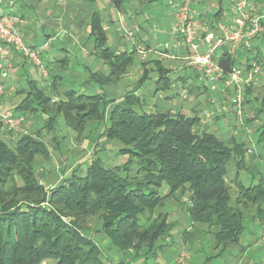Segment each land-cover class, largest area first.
<instances>
[{
	"label": "trees",
	"instance_id": "16d2710c",
	"mask_svg": "<svg viewBox=\"0 0 264 264\" xmlns=\"http://www.w3.org/2000/svg\"><path fill=\"white\" fill-rule=\"evenodd\" d=\"M222 12L223 8L216 13L217 19ZM90 27L95 54L111 71L108 76L94 74L93 78L101 85L119 81L133 65L135 50L116 53L107 47L108 36L99 14L92 15ZM238 61L225 53L221 63L229 70ZM161 64L157 62L160 76L155 92L171 88L174 82L170 70ZM148 76L145 69L139 85ZM36 83L30 81L17 112L47 115L44 127L49 131L55 130L62 115L79 137L90 121L104 120L105 107L114 103L104 135L118 143V152L128 158L113 167L100 157L94 158L84 174L74 170L49 188L35 168L37 158L51 157L40 133L22 134L12 144L0 138V264H41L46 260L56 264H107L101 247L87 233L92 217L101 220L98 230L110 239L122 262L130 258L136 264L141 256L148 259L157 255V249H163L160 241L170 235L175 222H169L167 212H155L180 191L190 192V219L214 227V248L219 249L216 256L239 244L251 207L264 220V177H259V169L251 173L249 185L239 177L233 180L238 191L235 197L227 180L230 160L237 159V169L245 168V143L235 137L226 143L216 133L198 130V114L139 112L136 107L141 106L142 99L135 90L119 101L73 89L54 99ZM252 87L246 89V96L252 93ZM261 102L264 106V96ZM263 112L264 108H257L256 116L260 118ZM257 129L258 141L263 143L264 120ZM164 185L169 192L162 195ZM147 214V221H143Z\"/></svg>",
	"mask_w": 264,
	"mask_h": 264
},
{
	"label": "rangeland",
	"instance_id": "374dc122",
	"mask_svg": "<svg viewBox=\"0 0 264 264\" xmlns=\"http://www.w3.org/2000/svg\"><path fill=\"white\" fill-rule=\"evenodd\" d=\"M177 1L178 0H160L157 10H154L155 13L154 11L152 12V18L156 25H153V28L151 27V29H153V34H163L165 32H167L168 34V36L160 35V44H158V47L164 48L165 43L168 44V47H173V44H175V40L177 42V38H174L176 37L174 35L175 31L172 29V23L174 21V13L176 8L174 6V3H176ZM207 1H209L211 4H214L212 9L214 11H217L219 0ZM228 4V0H223L222 5L225 8L226 13L228 11L226 8L228 7ZM261 8H264V6ZM25 11L27 13V9ZM32 19H34V16H32ZM205 19L207 21L209 20L207 18ZM126 26L124 27L125 31H123L126 34L125 36L130 39L129 47H139L140 45L138 44V41L135 36L136 32L134 31V29L131 28V26ZM22 33L24 32L22 31ZM128 33L132 34L129 35ZM45 35L46 31L40 34V36L38 37L39 42L46 40ZM28 41L27 43H29ZM89 44L90 45L88 46H90V48L92 47V45L94 48V43L92 41H90ZM109 46L113 47L112 44ZM57 49L58 48H55L53 50L54 53H57ZM139 49L141 50L140 52L142 53V58L144 60H149V57L151 58L153 56H157V53L151 54V52H144L147 50V48H144V46L139 47ZM257 52L260 56L259 59L264 61V31L260 36L253 40L252 51L246 53L239 52V55L243 58H246L248 56L251 57V55L257 54ZM52 53L53 52L51 51L50 55ZM171 53L172 52H169V54ZM138 54L139 53L135 54L134 65H132L128 69L129 71L126 77V81H122V83H120L122 85V92L120 93L121 95L117 97L118 99L123 97L127 92L133 91V89L138 83L139 78L142 76L144 70H142L143 65L141 66V64L143 62L141 61L140 56ZM61 55L65 57L68 54L66 52H62ZM161 58H164L165 61H163L162 64H164L165 67L169 70L174 71L175 69L170 68V64H172L173 66H177L178 69L175 70L177 71V73L185 69L187 70L185 71L186 73H181H188L187 75H183L187 77L186 80H175L174 82L181 83L183 84V86L185 85V87L183 88V91H185L187 96V98H185L186 100L184 101V106L186 107L185 112L188 115H199L200 121L197 124L198 130L205 129L209 130L210 132L216 133L223 140H225L226 143H229L233 139V137H235L236 141L245 143V146L247 148L245 155V168L237 169V159L230 160L227 165L229 171L227 174V180L229 181L228 184H231L232 186V195L233 197H235L238 191L233 183L234 179H237V177H239L243 180L244 184L249 185L252 183L251 173L255 172V169L257 168L260 171L259 177H264V142L262 143L258 141L259 130L257 129L264 120V112L260 115V118L256 116V108H264L261 102V99L264 96V84H261L262 80H259L258 85L256 84L254 85V87H252V93L249 94V96H246V101L244 102L243 109L241 110V112H239L238 108L236 107V114H233V112V116H226L224 113H222V111H219L217 108H215V106L218 105L227 106L229 105L228 103H226L227 100H229V102L231 100V98L229 99L228 95H226L223 82L220 81L213 83L211 82V80L209 81L208 79L200 75L198 72H194L196 70L190 64H187L188 61L186 59H181L182 61L175 60L172 63L171 60L173 58L171 57ZM91 59L93 60V58ZM95 60L98 62L101 61L98 58H96ZM140 61L142 63H140ZM88 62L90 63L91 61L88 60ZM92 63L93 62H91V64ZM153 67V70H151V68L148 69V74L150 76L152 75V77L157 78L158 70L155 63ZM26 69L27 71H29L30 76L39 79L43 86H48L50 84V80H52L51 75V79L44 78L38 73L37 68L32 63L27 62ZM105 69L107 70L106 67ZM263 73L264 62L262 65V75L260 76V79L263 78L264 80ZM170 76H173V72H170ZM82 81L83 78L81 77L76 81V84H71L68 78H65L61 82L60 90L73 87L74 89L87 93L88 95L93 93H104V88L101 89L99 86H96L94 84L87 86L85 88L86 90H81V88L83 87L81 84ZM119 81H117L116 83H118ZM155 81V79L153 80V78H150L146 82V84L137 92V94L140 95L142 99L141 106L136 107L139 112L157 111L153 104L159 106L163 105L164 109L172 108L173 105L177 104V102L172 104V102L170 103L168 100L166 101L161 99L166 95L172 94L173 88L158 91V93L154 92L156 88ZM210 85L211 87L207 94V90H205L204 88H208ZM20 86L21 88L25 87L26 83L17 84V88H20ZM47 90V92L50 93V88H47ZM12 93L14 96H17V93ZM6 98L7 104L13 109H15L11 104L13 102L11 95L7 94ZM226 98L228 99L226 100ZM248 98L251 99L250 101L252 103L247 102ZM54 99H58L57 95L54 96ZM179 100L180 98L178 99V101ZM223 100H226L225 103L222 102ZM107 107H105L106 111L107 109H109ZM15 112H17V110H15ZM200 112H202L201 114L203 116L200 114ZM19 113L21 112L19 111ZM236 115L238 117H236ZM24 118L25 124L23 125L25 126V128H27L28 134H37V132H39V138L43 139L48 144L51 154H53L54 162H57L59 164L58 168L55 169L59 175L62 174V176H64L65 174L71 172V170L75 169L77 165L76 163H73V161H76L75 159H79L82 164L83 161L81 160H83L85 157H92V155H94L97 151L98 145H96L95 140L92 138V136L97 137L96 134L99 133L97 128H92V130H90L91 127L89 128V130L87 128L86 132H84L81 136L78 137L75 132L65 126L64 118L62 115L58 116L57 125L55 128L56 130L52 132L42 127L46 118L44 119L43 114H41L40 112H38L37 114H31L29 112V114L24 115ZM102 124L103 126H107V118L105 121L102 122ZM90 125L91 123H89V126ZM95 127H99V123L96 124ZM62 133H64L63 138ZM57 134L60 135V139L62 140L63 151L62 149L59 151L61 145L60 147L59 145L57 146V150L54 149L55 141L53 136ZM21 135L22 134L19 133H6L1 129L0 126V138L5 139L10 144L15 142L16 139H18ZM100 137L105 138L106 141L102 143V146L104 148L103 150L98 152L97 156L101 157V159L104 160L106 165L113 167L116 165H120L127 160L128 157L126 155H122L118 152L120 147L118 143L116 144L114 142H111L107 140L106 137H102V135ZM91 159L92 158H89L88 161H91ZM89 163L90 162H87L84 165V171H80V174H84L86 172V168L88 167ZM35 168L37 174L40 177L39 179H41L42 182L48 185V180H46V178L48 176L51 177V174H53L52 170L54 171V168L52 166V160L50 163V161H47V159L37 158L35 161ZM62 170H65L66 172L63 173ZM160 191L162 195H165L169 192V188L164 185L162 186V189ZM181 192L183 191L178 192L174 199L169 198V201L166 203V205L164 207H159L155 212H161L163 214H166L167 212L169 222H175V227L171 231L170 235L164 237L160 241V243L162 244L161 246H163V249H157V255L149 256L148 259H146L145 256H141L140 258L135 260L136 264H174L177 255L182 251L186 252L187 254V258L183 264H262L264 254V220H261L259 219V217L256 216L255 207H251L250 210H248L247 212V228L244 231L239 244L231 247L230 251H225L219 256H216L219 252V249L217 250L214 248V236L212 234L214 227L209 226V224L196 223L190 219L189 214L187 212V208L190 203V192H186L183 194ZM148 216V214L145 215L143 217V221H147ZM100 226L101 220H99L98 217L90 218L87 223V233L101 247L103 252L102 258L104 259V261L107 262V264H132L129 260L130 258H125L126 261L122 262V255L120 256L117 253V249L113 246V244H111L112 242L110 241V239L105 235V233H103L101 230H98ZM233 255H235L236 258L235 256L233 257ZM41 264L56 263L53 260H46Z\"/></svg>",
	"mask_w": 264,
	"mask_h": 264
},
{
	"label": "crops",
	"instance_id": "0c3cea01",
	"mask_svg": "<svg viewBox=\"0 0 264 264\" xmlns=\"http://www.w3.org/2000/svg\"><path fill=\"white\" fill-rule=\"evenodd\" d=\"M159 1L160 0H145V1L121 0L119 4L118 0H1L0 14L3 15L13 14L25 20L23 24L18 25V28L19 30L25 33V34L23 33L25 40L26 39L27 41L29 40L28 41L29 44L33 46H43L45 44H48V48L46 50L47 55L45 54V60L48 64L49 76L51 75L52 77V80H50L51 81L50 84L48 86L47 85L43 86L39 79L30 76L29 71H27L26 69V64L28 61L21 59L17 55H14L9 60V63L7 65V75L3 78V81L7 85V89H8L7 94L11 95V98L13 99V102L11 101L12 106L16 109V107L24 100V97H26L30 89V81L33 82L36 81L37 82L36 84H38L39 87L42 88L45 87L46 89L45 88L44 89L46 92L48 91L47 88L48 89L50 88L49 90L50 93L47 92V94H49L53 98L56 95L58 98H62L63 95H65L66 91L72 89L78 91L79 93L88 95L87 93L74 89L73 87L60 90L61 82L63 81V79L68 78L71 84H76L77 83L76 81L81 77L83 78V81L81 83L83 87L81 88V90H86L85 88L87 86L94 84L96 86H99L101 89L104 88V93H96V94H103L108 99L115 98L118 101L121 100L122 97L120 99L117 98L118 96L121 95L120 93L122 92V88H121L122 85L120 83H122V81L123 82L126 81V77L129 70H127V72L124 73V75L122 76L123 78L121 77V80L118 83H116L115 81L107 85H101L93 78L94 74L108 76L110 75L111 72L109 66L106 63H104V61L95 54V41L94 38L91 36V27H90L91 17L95 13L99 14L104 30L108 36V42L106 46L116 51V53H122V52L128 53L131 52L132 50H135L136 54L139 53L138 55L140 56V59L143 62L142 63L140 61V63H142L141 66L143 65L142 70L145 71V69H150V68L151 70H153L154 69L153 66L155 63L158 70L157 78H159L160 72L157 62L160 61L162 63L163 61H165L164 58L161 57H171L173 58L171 60V62L173 63V61L175 60H180V61H182L181 59L184 60V56H185L184 48L178 45L176 40H175V44H173V47H168L167 43H165L164 48L158 47V44H160L159 43L160 35L168 36L167 32L163 34L158 33L155 35L153 34V29H151L153 25L156 26L152 18V12L154 10H157ZM257 1L260 6L262 7L264 6V0H257ZM178 3L179 0L176 3H174V6L176 7ZM222 3L223 0H219L217 11H214L212 9L214 4H211L207 0H196L194 5L198 9H201L203 11L202 15L204 18L213 20L214 18H216V13H218L221 10V8H223L222 17H225L227 15ZM26 9H27V13L25 11ZM32 16H34V19H32ZM126 25L131 26V28L134 29V31L136 32L135 36L138 41V44L140 45L139 47L144 46V48H147V50L144 52L146 53L151 52V54L157 53V56H153L151 58L149 57V60H144L142 58V53L140 52L141 48L139 49V47H135V46H132L130 48L129 47L130 39H128V37L125 36L126 34L124 32L125 31L124 27ZM45 31H46V35H45L46 40L39 42L38 37L42 32ZM128 34L131 35L132 33H128ZM174 38L176 39V37ZM90 41L94 43V48L93 45L91 48L90 46H88L90 45L89 44ZM111 44L113 45V47L109 46ZM55 48H58L56 51L57 53H54L53 51ZM51 51L53 53L50 55ZM168 51L172 53L169 54ZM62 52H66L68 55H66L65 57L62 56L61 55ZM86 58L93 63L92 64L91 62L89 63ZM91 58H93V60ZM96 58L100 59L101 61L99 62L96 61L95 60ZM239 60H240L239 62L242 63L248 61L246 58L244 59L243 57L239 58ZM161 65L165 66L164 64ZM89 67H91L92 69ZM105 67L107 68V70L105 69ZM169 67L172 69L175 68L174 71L170 70V72H173V76H171V78L174 81L186 80L187 77L183 75H187L188 73L181 74L182 72L184 73L185 71H187L186 69L183 71H179L177 73V71H175L178 69L176 65L173 66L172 64H170ZM150 78H153V80L155 79L156 81L158 80L157 78L152 77V75L151 76L149 75L145 83H142L141 85H139V80H138L136 87L133 89L135 90L136 94ZM260 80H262L261 84H264L263 78ZM19 83H26V86L22 88L20 86V88H17V84ZM184 87L185 85L183 86V84L181 83L173 82L171 87L173 88L172 94L166 95L161 99L166 101L168 100L170 103L172 102V104L177 102V104L173 105L172 108L169 109H164L163 105L159 106L153 104L156 110L159 112H164V113L170 112L173 114L178 111H182L185 114L186 107L184 106L185 104L184 101L186 100L185 98H187V96L185 91H183ZM210 87L211 85L208 88H204L205 90H207V94ZM12 92L17 93V96L16 95L14 96ZM94 94L95 93L89 95H94ZM233 94H234V88L229 87L226 90V95H228V98L230 99ZM179 98L180 100L178 101ZM228 98H226V100ZM226 100H223L222 102L225 103ZM247 100H249V98ZM226 103H228L229 105L227 106L218 105L215 106V108H217L219 111H222V113H224L226 116H233V114H236V106L233 103H231V100L230 102L229 100H227ZM114 105H115L114 103H110L109 107H107L109 109H107L106 111V116L104 120L99 122L90 121L91 125L89 126L88 124L89 127L87 126L88 130L90 127H91L90 130H92V128H97L99 132L98 134H96L97 137L91 135L92 138L95 140L96 145H98L97 151L95 152L94 155H92V157L91 156L85 157L83 160H81L83 161L82 164L79 159H75L76 161L75 162L73 161V163L77 164V165L75 164L76 168L71 170V172L62 176V174L59 175L55 170L56 168H58L59 164L57 162H54L53 154H51V157L47 159V161H50L51 163L52 160V166L54 168V171L52 170L53 174H51L52 175L51 177L48 176L46 178V180H48L47 187L52 188L54 185L60 184L62 180L64 178H67V176H69L74 170H77L78 172L80 171L83 172L84 165L87 162L91 163V161L94 158L95 159L98 158L97 156L98 152L103 150L104 148L102 146V143L106 141L105 138L100 137L101 135L102 137L103 136L106 137L104 135L106 126H103L102 122L105 121L106 118L108 120L109 113L112 111L113 108H115ZM182 105L184 108L182 107ZM201 113L202 112H200V114ZM27 114H29V112ZM236 117L238 116L236 115ZM43 118L44 119L47 118V115H43ZM98 123H99V127H95V125ZM64 124L68 129H71L67 126L65 120H64ZM44 125H45V121L42 127H44ZM63 134L64 133H62V138H63ZM53 137L55 141L54 149L57 150L58 149L57 146L59 145L60 147L61 145L59 151L61 149L63 151V145H62V140L60 139V135L57 134L54 135ZM89 158H92L91 161H88ZM62 172L65 173L66 171L62 170ZM234 256L235 255H233V257ZM262 260H264V254Z\"/></svg>",
	"mask_w": 264,
	"mask_h": 264
},
{
	"label": "built area",
	"instance_id": "2783aa9c",
	"mask_svg": "<svg viewBox=\"0 0 264 264\" xmlns=\"http://www.w3.org/2000/svg\"><path fill=\"white\" fill-rule=\"evenodd\" d=\"M228 1L225 17L207 21L202 15L203 11L194 5L196 0H179L172 29L177 44L185 50L187 64L209 81L223 82L225 91L233 87L231 100L241 112L246 101V89L258 84L264 61L256 58L255 54L246 57L247 62L238 61L228 70L221 60L225 53L239 60V52L252 51L253 40L264 31V8L255 0ZM24 22L17 15L0 14V126L4 132L12 134H28V130L23 125L24 115L15 112L6 101L8 89L3 78L7 75L9 60L17 55L32 63L41 76L50 79L45 60L48 44L33 46L27 43L18 28ZM186 258V252L182 251L174 264H183Z\"/></svg>",
	"mask_w": 264,
	"mask_h": 264
}]
</instances>
